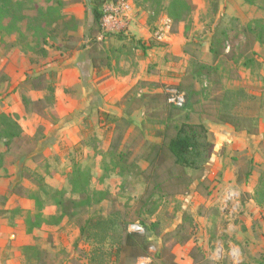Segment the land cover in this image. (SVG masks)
Wrapping results in <instances>:
<instances>
[{"label": "rangeland", "instance_id": "rangeland-1", "mask_svg": "<svg viewBox=\"0 0 264 264\" xmlns=\"http://www.w3.org/2000/svg\"><path fill=\"white\" fill-rule=\"evenodd\" d=\"M169 1L105 0L99 6L103 14L102 33L95 41L90 38V8L94 0H3L0 3V102L18 90L22 103L30 89L23 81L26 76L64 68L69 60L77 61V52L90 48L103 52L102 58L109 60L110 66L100 71L101 80L116 76L131 81L126 91L121 90L120 100L114 105L115 115L105 117L100 115L92 97L88 111L84 106L75 108L84 91L88 95L95 90L93 85L86 84V71L82 70L78 84L68 77L63 80L56 77L55 104L43 111L42 125L33 129L27 125L25 131L21 123L25 138L14 142L8 150L0 145L4 153L0 166V264H113L112 258L102 262L103 256H89L90 243L79 240V225L87 218L108 217L126 209L129 221L138 218L135 202L145 189V182L138 174L147 166L151 146L162 142L159 132L165 131V124H168L167 137L175 134V126L197 127L203 134L200 138L203 150L198 160L201 169L187 170L184 180L166 162L155 172L154 181L163 187L150 206L152 214L144 212L133 223L141 226V220L147 225L159 223V235L151 238L149 249L152 264H159L154 256L162 234L172 232V236H165V247H170L177 240L173 232L180 226L184 228L181 235L191 234L193 244L207 242L206 253L214 258L215 264H264V248L254 252L248 249L250 236L258 237L261 225L257 229L252 225L248 231L231 205L220 210L223 171L230 164L220 168L215 159L228 157L234 150H216L214 143L226 133L234 140L242 131L246 132L245 140H255L257 119L253 117V102L259 97L251 91L259 90L258 62L264 60V43L257 40L260 32L264 33V0H185L191 5L190 12L175 26L162 10ZM119 2L129 6V15L111 28L104 20V10L109 5L116 7ZM165 18L171 31L163 42H157L153 39L155 30ZM248 26L257 28L256 35L246 31ZM49 31L48 45L41 44L38 34ZM217 32L224 33V40L221 56L213 61L208 46L212 34ZM138 42L148 49L143 52ZM40 50L47 52L46 58L38 53ZM199 64L217 69L198 75L195 68ZM15 84L18 86L12 91ZM168 86H176L186 94L184 109L170 113L164 95ZM42 92L44 97L46 93ZM29 109L26 113L42 112L40 106ZM222 112L234 114L240 129L233 127L226 131L219 122ZM66 123L74 125L65 126ZM50 125L56 129L51 131ZM110 145H117V152L129 155L126 161L134 166L132 174L119 176L102 171L101 160L109 153ZM76 158H80L83 168H89V192H102L106 199L82 210L77 217L64 218L58 225L48 224L58 215L57 207L49 205V200L42 208L45 223L28 233L27 218L34 216L40 206L37 199L30 198L39 188V179L45 182V191H59L65 198L76 199L82 191L72 188L67 180ZM236 158L239 172L246 174L250 169L247 152ZM104 161L110 170L113 161L107 156ZM251 169H254L252 165ZM192 178L186 188L185 183ZM229 226L234 232L219 235L221 229L227 230ZM110 235L117 233L114 230ZM219 241H224L223 247ZM229 244L240 250L239 254L233 253V259ZM108 248L105 245L104 252ZM173 249L174 246L172 254Z\"/></svg>", "mask_w": 264, "mask_h": 264}, {"label": "trees", "instance_id": "trees-1", "mask_svg": "<svg viewBox=\"0 0 264 264\" xmlns=\"http://www.w3.org/2000/svg\"><path fill=\"white\" fill-rule=\"evenodd\" d=\"M3 0H0V3ZM105 0H94L93 5L90 8V15L92 18L91 24V40L95 41L97 37L102 33V22L103 14L99 10V6L104 3ZM56 5H60V1L55 2ZM98 3V5H97ZM190 3L185 0H170L169 3L162 8L164 12L173 20L174 26L180 22H183L185 15L190 12ZM256 29L254 26H248L246 31H250L255 34ZM256 35V34H255ZM104 36V34H102ZM51 37L50 31L48 34H38L41 44L48 45L47 39ZM118 38L117 35L112 36ZM53 39V38H52ZM224 40V33L217 32L212 34L211 40L208 46V53L211 55L212 60L216 61L221 56V45ZM258 41L264 43V33L261 31L259 34ZM141 43V44H140ZM140 49L145 52L148 47L142 42H138ZM91 55L92 68L97 71L102 68L109 67V60L107 57L102 58V53L95 48L89 49ZM40 55L43 58L47 57V52L45 50H40ZM247 66V63H243ZM217 67L212 68L211 65L199 64L196 68V74L201 75L203 73H209L212 70H216ZM57 76L55 70H49L48 72H42L38 75L26 76L24 83L30 85V89L35 91H44L46 95L39 100L30 101L27 97L22 98V104L24 105L25 111L30 112V107L40 106V110L44 111L55 104L54 97V84ZM242 93V98H245L244 92ZM239 93V94H240ZM187 106L185 104L184 108ZM170 113L177 110L170 106ZM103 115V114H102ZM106 117V115H104ZM99 123L100 120H98ZM219 122L221 124H228L236 129H240L239 120L234 114H227L222 112L219 114ZM165 131L159 132V136L162 138V142L159 144H153L149 150V156L147 158V166L145 169L141 170L138 176H141L145 182V189L142 195L135 202L136 206V216L140 218L144 212L146 214H152L150 211V206L154 201V198L158 196L161 192L163 185L159 182H155L154 176L155 172L159 170L161 165L165 162L168 163L169 168L180 173L179 176L184 180L187 170H199L201 166L198 162L201 158L202 145L200 142L202 132H199L197 127L193 126H175V134L172 137H167L165 135L168 130V124L164 126ZM25 138L21 127L18 125L17 116L11 114H0V145L8 150L10 146ZM209 146H206L208 148ZM117 145H110L107 152L108 154L102 158V171H111L115 175L124 176L125 174H132L134 166L127 163V155L124 152H117ZM110 157L113 161L112 168L105 166L104 158ZM4 160V153L0 150V166ZM80 158H76L72 163V168L67 176L69 185L72 188H81L82 191L78 194L76 199L65 198L64 194L59 191H45L46 185L42 179H39V188L37 192L31 194V199H37L40 206L36 208V214L32 217L27 218L28 228L27 232L31 233L35 229H39L45 220L42 217V208L45 207L47 202L50 200L49 205L56 206L58 209V215L51 218L48 221L50 225H58L64 218H74L81 214V211L92 207L93 204H99L106 199V194L102 192H92L88 190V183L90 180L89 168H86L80 164ZM192 179L187 180L185 187L188 188ZM264 181V176H262ZM256 201H264V184H259L255 190ZM159 197H162L161 194ZM82 211V212H83ZM127 209L125 210V212ZM116 212L108 217H90L84 220L79 225V240L86 241L90 246L89 256H103L102 262H105L107 258H112L113 264H134L135 261L140 257H147L149 255V249L151 247V238L153 236L159 235V223L151 222L149 225L144 220H141L142 227H145L144 234L140 235L137 233H132L128 231V226L132 225L135 221L127 218V213ZM116 231L117 235L112 236L110 232ZM184 230L183 227H179L173 232L176 235L177 240L170 247H165L167 239L165 236H172V232L162 234V241L160 246H158L154 260L158 261L159 264H175L174 255L172 254V246L185 245L187 244L192 236L187 234L182 236L181 233ZM108 246L107 252H104V247ZM189 256L193 261V264H215L213 261H209L205 258V254L202 247L194 244L193 248L189 252ZM101 262V263H102ZM154 264V263H153Z\"/></svg>", "mask_w": 264, "mask_h": 264}, {"label": "crops", "instance_id": "crops-1", "mask_svg": "<svg viewBox=\"0 0 264 264\" xmlns=\"http://www.w3.org/2000/svg\"><path fill=\"white\" fill-rule=\"evenodd\" d=\"M76 56V62L69 60V64H66L64 68L55 70L57 72V79L59 77V80H63L68 77L77 84L80 80L79 78L82 70L87 72L88 77L86 84L88 85L89 83L90 85H93L95 90L93 91V93H90L92 95H86L87 93L84 91L81 100H79V104H76L75 108H78V105L79 107L84 106L87 107L86 111H88V102L92 97L96 99V108L100 112L101 116L102 114L114 116L115 111H117V108L114 105L116 101L120 100L119 95L121 94V90L126 91L131 85L130 79L126 77L122 78L112 76L108 80H101L99 74L101 73L100 71H102L103 68L99 71L92 68L91 55L89 50L82 53L77 52ZM72 59H74V57H72ZM258 63L259 71L257 73L256 80L259 90H256V88H254V90L251 91L252 95H254L255 97H259L257 102L255 100V102H253L255 104V107L253 109V113L255 114H253V117H256L257 119L255 126V140H253L252 142L245 140L244 138L246 137V132L242 131L234 140L229 139L230 135L229 133H226L222 136L221 139L218 138L214 142L216 150L218 148L219 150L224 149V151L226 150L227 152L234 150V152L229 154L228 157L220 156L215 159V164H220V168L222 167V165L228 166L230 164L229 167L225 171H223V191L219 194L221 200L220 210L231 205L232 210H236L238 212V219L242 220V222L247 225L248 231H251L252 225H255L256 229L258 228L257 226L259 224L261 225V230L257 231L258 237L253 235L250 236L251 241L248 243V249L251 252L264 248V201H259L261 204H258L255 196V190L259 184L263 183L262 176H264V60H259ZM6 73L10 75L9 70H6ZM17 86L18 84H15L12 88V91ZM18 93V90L12 92L8 97L4 98V100L0 102V114L3 113L16 115L19 126L21 127L22 123L24 130L28 131L26 129V127H28L27 125H30L33 129V127L41 124L40 122L43 121L42 115L45 110L44 112L42 111L40 113H26V111L24 110V106L20 102ZM43 95L44 94L42 91L29 89L26 92L25 97L30 98L32 101H36L42 99ZM73 125L74 124L72 123H66L65 126L72 127ZM223 126L228 132L233 129V127L228 124H224ZM110 127L111 125L109 126V128ZM49 129L53 131L56 128L55 126L50 125ZM110 130H112V128ZM75 146L76 144L74 145L73 149H75ZM246 152L249 156L247 164L250 165V169L248 170V172H246V174H241L238 170V166H236V164H238L239 162L237 160L238 158L236 157H240ZM233 158H236V160L233 161ZM251 165L254 167V169H251ZM229 195L232 196L229 198ZM211 197L213 196L211 195ZM218 201L219 200H216V202ZM227 232H234V230L229 226L227 230L221 229L219 231V235ZM223 242L224 241H219V244H221L222 247L224 245ZM200 243L201 241L198 243V245L202 247L203 251L205 250V258L209 261H213L214 258L206 253L207 242L205 245H201ZM225 245L227 246V244ZM193 246L194 244L192 240H190L185 245L174 246L173 254L175 264H193V261L189 256V252L191 251ZM229 247L231 248L233 247V245L229 244ZM236 250L234 248H231L229 250L231 259H233L232 257H234L233 253L239 254L240 250L238 247ZM237 260H239V258Z\"/></svg>", "mask_w": 264, "mask_h": 264}, {"label": "built area", "instance_id": "built-area-1", "mask_svg": "<svg viewBox=\"0 0 264 264\" xmlns=\"http://www.w3.org/2000/svg\"><path fill=\"white\" fill-rule=\"evenodd\" d=\"M130 11L129 6L125 2H119L117 3L116 7L113 5H109L106 7V10H104V13L106 16L104 17V20L111 24V28H115V25L120 21H123L124 19L128 18V13ZM126 21V20H125ZM113 30V29H112ZM171 31V25L170 22L165 18L162 19L153 36V39L157 42H163L166 39V36ZM164 95L166 98V102L168 105L176 108V109H182L184 108L187 98L186 94L180 90L176 86H168L164 89ZM232 195H229L230 198ZM128 231L132 233L137 234H144V228L139 224H132L128 226ZM134 264H152V259L150 256L147 257H140L138 258Z\"/></svg>", "mask_w": 264, "mask_h": 264}]
</instances>
